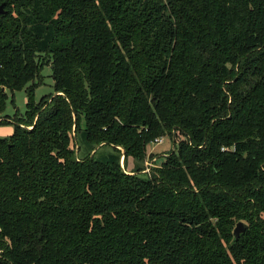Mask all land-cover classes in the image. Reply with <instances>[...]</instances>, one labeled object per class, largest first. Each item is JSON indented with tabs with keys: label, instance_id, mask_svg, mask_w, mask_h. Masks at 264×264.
Masks as SVG:
<instances>
[{
	"label": "trees",
	"instance_id": "obj_1",
	"mask_svg": "<svg viewBox=\"0 0 264 264\" xmlns=\"http://www.w3.org/2000/svg\"><path fill=\"white\" fill-rule=\"evenodd\" d=\"M0 5V264H264V0Z\"/></svg>",
	"mask_w": 264,
	"mask_h": 264
},
{
	"label": "rangeland",
	"instance_id": "obj_2",
	"mask_svg": "<svg viewBox=\"0 0 264 264\" xmlns=\"http://www.w3.org/2000/svg\"><path fill=\"white\" fill-rule=\"evenodd\" d=\"M50 59L47 60V64L43 66L41 69L40 78H36L34 82L36 83L34 88V101L38 102L41 98H46L48 95H54L55 91L53 88V78H52V69L50 64ZM8 98L6 101L5 111L1 114L0 121L4 120V116H8L9 122L0 123V137L9 138L10 135L14 132V123L10 120L13 117L18 116L20 119H26V102H27V94L25 89L15 90L13 92V96L10 91H7ZM13 99V102L11 101ZM21 126L26 128H31L30 125L25 124L21 121ZM178 139V138H177ZM176 147L173 144L172 139L168 136L163 137V141L159 144L150 143L147 146V157L152 153V161L155 164V167L161 163L164 159L165 155L173 150ZM77 149V146H76ZM108 149V148H107ZM144 160V161H145ZM143 163H140L133 157H128L126 161V171L132 172L139 166H142Z\"/></svg>",
	"mask_w": 264,
	"mask_h": 264
},
{
	"label": "built area",
	"instance_id": "obj_3",
	"mask_svg": "<svg viewBox=\"0 0 264 264\" xmlns=\"http://www.w3.org/2000/svg\"><path fill=\"white\" fill-rule=\"evenodd\" d=\"M163 137L164 136L157 137L151 143L159 144L163 141ZM120 165H121L122 169L125 171L124 165H123V155L120 158ZM154 167H155V164L152 161V157L148 156V158L143 162L142 172L149 174L151 172L152 168H154Z\"/></svg>",
	"mask_w": 264,
	"mask_h": 264
},
{
	"label": "water",
	"instance_id": "obj_4",
	"mask_svg": "<svg viewBox=\"0 0 264 264\" xmlns=\"http://www.w3.org/2000/svg\"><path fill=\"white\" fill-rule=\"evenodd\" d=\"M0 12H2V5H0ZM96 148H94L93 151H95ZM151 156H152V153L149 154V157ZM245 228H246V224L244 222L239 221L236 223L233 229V235H234L235 240L239 237V234L245 230Z\"/></svg>",
	"mask_w": 264,
	"mask_h": 264
}]
</instances>
